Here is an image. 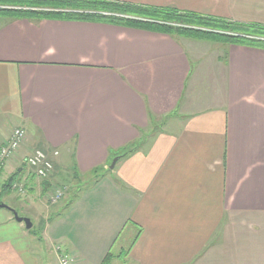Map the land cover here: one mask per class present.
Here are the masks:
<instances>
[{"label": "crops", "instance_id": "obj_1", "mask_svg": "<svg viewBox=\"0 0 264 264\" xmlns=\"http://www.w3.org/2000/svg\"><path fill=\"white\" fill-rule=\"evenodd\" d=\"M105 1L264 27V0ZM15 129L103 173L31 230L0 208V264H264V49L0 15V148Z\"/></svg>", "mask_w": 264, "mask_h": 264}, {"label": "trees", "instance_id": "obj_2", "mask_svg": "<svg viewBox=\"0 0 264 264\" xmlns=\"http://www.w3.org/2000/svg\"><path fill=\"white\" fill-rule=\"evenodd\" d=\"M17 3L29 5L25 7V5H17ZM0 4L2 7H9L8 5L12 4L15 8L40 9L39 11L0 9V15L3 17L35 21L103 23L169 36L204 39L264 49V40H261L264 39V27L262 26L229 23L196 14L181 13L172 8L155 9L105 0H0ZM239 35H249L252 38ZM136 147H138L136 143L126 147L121 152V156L134 151ZM19 170L9 179L6 188L9 189L12 183L21 176L23 172L21 173ZM45 185L49 189V185L47 183ZM8 189L6 192L9 193Z\"/></svg>", "mask_w": 264, "mask_h": 264}, {"label": "rangeland", "instance_id": "obj_3", "mask_svg": "<svg viewBox=\"0 0 264 264\" xmlns=\"http://www.w3.org/2000/svg\"><path fill=\"white\" fill-rule=\"evenodd\" d=\"M17 5L20 6L25 5V7H27L29 4L17 3ZM8 6L9 7H2L0 4V8H4L6 10H14L15 8L13 7L12 4ZM27 9L28 10L33 9L35 11L40 10L31 7L30 8L28 7ZM7 129L9 128L7 127L4 130ZM143 141L144 140L141 139L138 142H136V146L142 144ZM5 143H3L1 148L4 146ZM40 149H42V147H40ZM33 151L34 150H31L30 146L27 144V139H26L23 146L21 147V149H19L17 154H15L10 160L6 161L5 164L3 165L2 170L0 171V202L7 205L10 208L12 207V209L18 212L19 216L25 215L23 217L29 218L31 219V221H35L38 219L42 220L43 218L42 216H45L46 213L50 214V218L51 220H53L58 215V213H60L65 207H67L70 204V202L73 201L75 196H77L85 188L89 187L103 173V171L101 172L100 170H96L97 172H93L92 175L88 177H83L78 175L76 172L66 173L65 171L64 172L58 171L56 169L57 166L56 164L54 174L50 178V180L34 182L35 191H33V193L31 194L28 188L25 189V192L20 193L14 188L16 184L13 185L16 182L18 184V180L20 183L24 182L25 178L30 179L29 183H33L32 178L28 176V172L26 171L27 168H24L23 173L21 172L22 173L21 176H19L18 179L14 183H12V186L9 189L6 188L5 186L8 183L9 179L15 175L17 170L22 168L23 160L27 156L32 154ZM109 174H111V172ZM106 177H110V175H107ZM106 177H102L100 179L103 180ZM46 183L49 185V189L48 186L45 185ZM7 189L9 193L6 192ZM126 225H128V227L125 230V238L130 228L132 227L131 223ZM49 256L53 257V253L49 252ZM125 264H129V258H127V256H125Z\"/></svg>", "mask_w": 264, "mask_h": 264}, {"label": "built area", "instance_id": "obj_4", "mask_svg": "<svg viewBox=\"0 0 264 264\" xmlns=\"http://www.w3.org/2000/svg\"><path fill=\"white\" fill-rule=\"evenodd\" d=\"M26 140V132L23 129H15L8 139V141L4 144V146L0 150V171L3 168V165L6 161L10 160L21 147L23 146ZM59 157V152L56 150L48 149L42 147V149H35L32 154L27 156L23 160L22 172L24 168H27L28 176L32 178V181H47L53 176L56 166V160ZM30 179H24V182L20 183L18 180L13 185L14 188L20 192H25V189L29 187ZM29 183V184H28ZM28 185V187H27ZM74 260L72 257L67 255H59L58 264H73Z\"/></svg>", "mask_w": 264, "mask_h": 264}, {"label": "water", "instance_id": "obj_5", "mask_svg": "<svg viewBox=\"0 0 264 264\" xmlns=\"http://www.w3.org/2000/svg\"><path fill=\"white\" fill-rule=\"evenodd\" d=\"M0 9H4V8H0ZM10 9H13V8H10ZM18 9H26L28 10L27 8H14V10H18ZM121 159V157H116L111 166H110V170L113 171L117 165V163L119 162V160ZM19 172H22V169L19 170ZM0 208L1 209H7L9 210L13 215H14V218L15 220L18 222V223H23L25 224V227L27 230H31L32 227H33V223L32 221L29 219V218H26V217H21L19 216L18 212L10 207H8L7 205L3 204V203H0Z\"/></svg>", "mask_w": 264, "mask_h": 264}]
</instances>
